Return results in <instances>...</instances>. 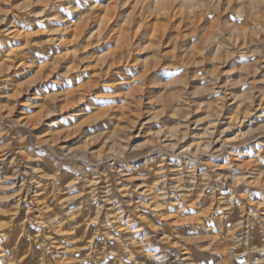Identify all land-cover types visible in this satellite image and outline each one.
<instances>
[{
  "label": "rangeland",
  "instance_id": "1",
  "mask_svg": "<svg viewBox=\"0 0 264 264\" xmlns=\"http://www.w3.org/2000/svg\"><path fill=\"white\" fill-rule=\"evenodd\" d=\"M210 3L0 0V264H264V6Z\"/></svg>",
  "mask_w": 264,
  "mask_h": 264
},
{
  "label": "clouds",
  "instance_id": "2",
  "mask_svg": "<svg viewBox=\"0 0 264 264\" xmlns=\"http://www.w3.org/2000/svg\"><path fill=\"white\" fill-rule=\"evenodd\" d=\"M260 3L262 6H264V0H260ZM223 4H224V0H211V3L208 4L207 6L212 10H215L218 7L221 8L220 14L222 15L224 8L231 9L234 4L240 5V9H243L245 7V0H227V6L222 8ZM240 9H235V11H239ZM206 14L207 13H205V15ZM250 19L252 20V24L256 26L254 34L256 35V39L259 40V36L264 35V23H260V22H264V12H262L259 16H252L250 17ZM194 34L195 33L193 32V35ZM222 37H224L223 32L218 34L217 42L222 43V46L225 48H227L230 44L235 43L234 37L232 35H228L227 37L224 38V40L221 39ZM199 43L202 48H204L206 51L208 50L209 45L207 42H199ZM261 43H264V41H261ZM140 79H142V77ZM260 98H261V101L264 102V90L260 92ZM254 99L255 98L253 97L252 100H249L248 102L249 107L254 106Z\"/></svg>",
  "mask_w": 264,
  "mask_h": 264
},
{
  "label": "bare ground",
  "instance_id": "3",
  "mask_svg": "<svg viewBox=\"0 0 264 264\" xmlns=\"http://www.w3.org/2000/svg\"><path fill=\"white\" fill-rule=\"evenodd\" d=\"M50 9V8H49ZM47 10V9H46ZM50 17V16H49ZM17 32V31H16ZM15 32V33H16ZM9 70H10V67L8 66V65H6V64H2V62H1V64H0V75L1 76H3V77H6V76H9L10 75V72H9ZM17 72V71H16ZM13 73H15V72H13ZM12 73V74H13ZM17 75V74H16ZM1 79V78H0ZM12 82H13V80H11ZM4 83H6L4 80H0V87L2 86V85H4ZM11 84V83H10ZM14 84V83H13ZM14 85H12V87H13ZM15 87V86H14ZM16 89H17V87H16ZM160 259V258H159Z\"/></svg>",
  "mask_w": 264,
  "mask_h": 264
}]
</instances>
